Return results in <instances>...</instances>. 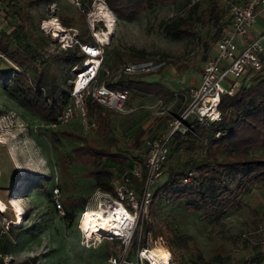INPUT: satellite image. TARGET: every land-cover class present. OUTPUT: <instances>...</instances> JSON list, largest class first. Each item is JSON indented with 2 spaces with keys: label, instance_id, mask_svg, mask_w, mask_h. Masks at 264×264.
Returning a JSON list of instances; mask_svg holds the SVG:
<instances>
[{
  "label": "trees",
  "instance_id": "1",
  "mask_svg": "<svg viewBox=\"0 0 264 264\" xmlns=\"http://www.w3.org/2000/svg\"><path fill=\"white\" fill-rule=\"evenodd\" d=\"M44 1L0 0V9L3 8L6 12L3 18L5 22H9V29L0 28V54L18 70L16 75L6 78L4 88L22 107L51 128L53 134L78 141L70 152V161L86 168L84 177L95 188L116 196L114 181L129 175L131 187L137 190L140 197L147 173L146 142L150 137L165 131L168 127L164 130V126L169 123L165 118L171 117L160 116L149 127L128 128L127 120L133 116L134 111L119 113L88 98L87 124L79 116H75L65 125L73 120L88 125L91 132L105 140L104 146L97 137L54 129L51 125L72 102L74 82L69 84L68 81L72 74L75 80L89 56L79 43L63 48L57 38L45 34L37 26L32 9ZM155 1L172 4L181 0H107L109 6L122 15L137 14ZM241 1L231 0L226 3L214 0L203 10L199 19L201 27L214 29L208 39H200L207 51L205 60L213 53L221 34L229 26L230 22L225 17L229 7ZM81 4L78 18L61 13L60 21L67 28L79 30L77 38L80 43L98 45L87 21L90 7L85 0H81ZM163 30L168 37L176 40L197 37L196 24L187 19L166 23ZM114 55V65L122 62L123 55L134 62L150 60L145 50L129 54L115 50ZM159 61L164 62V65L157 72L167 64L165 57ZM121 69L119 77L103 81L111 87L128 90L129 99L134 94L137 98L154 96L166 100L169 97H181L184 100L187 95L175 93L162 79L149 80L147 76L152 72L132 73L125 71L123 67ZM61 74L64 80L61 79ZM99 76L100 73L98 81L102 82ZM64 83L69 86L65 87ZM219 109L220 120L203 125L192 117L186 122L188 129L185 132L179 130L173 134L168 158L162 166V174L166 168L168 179L162 185L156 183L154 186L148 217L140 219L128 248L121 238L109 240L106 252L108 257L120 256L126 251L128 258H132L130 251L133 246L137 250L149 248L150 241L164 239L172 251L174 264H215L206 260L192 235L178 229L164 201H179L186 210L210 221L228 212L248 208L246 196L255 187H264V155L252 152L253 149L264 146V66L260 70L249 68L240 88L233 95H222ZM195 146L204 148L205 155L192 158L190 164L169 162L173 158H182L183 154L190 153ZM136 165L141 167L143 178L132 175ZM190 175L191 180L183 183V179ZM66 202L68 211H84L88 208V199L80 194L68 195ZM251 214L254 215L255 212L251 210ZM21 231V226L9 227L11 237L7 236L4 250L0 244V253H8ZM163 248L158 246L153 249L163 251Z\"/></svg>",
  "mask_w": 264,
  "mask_h": 264
},
{
  "label": "rangeland",
  "instance_id": "2",
  "mask_svg": "<svg viewBox=\"0 0 264 264\" xmlns=\"http://www.w3.org/2000/svg\"><path fill=\"white\" fill-rule=\"evenodd\" d=\"M85 1L90 7L87 21L91 34L104 50L100 81L119 77L123 64L134 62L123 55L122 62L114 65L115 50L123 54L145 50L148 59L159 61L165 57L167 61L165 68L147 76L149 80L162 79L179 95L188 94L191 88L199 84L207 54L200 39L206 40L214 32L211 27H201L199 19L203 10L214 0H181L172 4L155 1L133 15H122L113 10L107 0ZM222 1L228 3L231 0ZM81 6V0H45L35 6L32 13L37 26L62 44L65 38L63 34L75 35L79 30L65 27L59 15L64 13L78 18ZM4 11L0 9V28L9 29V22L3 18ZM181 19L196 24V38L176 40L165 34L163 26L166 23ZM257 24L264 26V13L259 15ZM100 37L105 41L100 42ZM17 71L16 66L0 54V198L8 205L5 212L0 211V223L19 226L14 222L16 213L9 204L12 198L18 200L24 217L20 225L23 231L8 254L19 264H110L114 255L108 257L106 252L109 240L113 237L108 232H101L90 219L93 214L100 213L96 210L102 206L99 203H103V194L85 179L86 168L71 163L69 158L78 141L53 134L51 128L6 92V78L16 75ZM61 79H65L62 74ZM73 82L72 74L68 83ZM183 104L181 97L161 100L154 96L137 98L133 94L127 103L128 109L134 111L127 120L128 128L149 127L160 116L171 117L165 118V121L170 122ZM167 127L164 126V130ZM54 129L94 136L102 146L105 145L102 137L79 121L73 120L68 125ZM252 152L264 155V146ZM203 155L205 149L195 146L182 158H173L169 162L190 164L192 158ZM167 179L168 172L164 168L157 184L162 185ZM57 188L61 208L55 202ZM78 194L88 199V208L84 211H68L66 197ZM246 202L248 208L228 212L210 221L186 210L179 201L165 200L164 205L167 203V210L171 211L178 229L193 236L206 260L215 264H264V187H255L246 196ZM251 210L255 212L254 215ZM95 227L97 230H94ZM7 236L11 237L8 232L3 236L2 249L7 245ZM158 246L171 251L166 241L162 244L150 241L152 254L170 259L169 262L162 260L158 264H174L172 251L153 249ZM136 255L137 247L133 246L130 256L135 258Z\"/></svg>",
  "mask_w": 264,
  "mask_h": 264
},
{
  "label": "built area",
  "instance_id": "3",
  "mask_svg": "<svg viewBox=\"0 0 264 264\" xmlns=\"http://www.w3.org/2000/svg\"><path fill=\"white\" fill-rule=\"evenodd\" d=\"M264 13V0H242L229 7L225 17L229 26L221 34L213 53L205 61L201 82L190 89L185 95L182 108L168 123V128L150 137L147 142L145 163L147 168L142 195L139 197L137 190L131 187L130 176L124 175L115 180L116 196L102 192L105 208L122 206L128 216L126 231L122 235L111 237L121 238L126 248L130 245L132 236L138 226L140 218H147L153 197V189L157 180L162 176V166L169 155V144L176 131L185 132L188 129L186 122L195 117L200 124L206 125L221 119L219 105L223 94L233 95L242 85V80L249 68L260 70L264 66V29L256 36H251L258 17ZM62 47L68 48L80 44L82 50L89 56L84 67L76 74L72 89V102L57 117L52 127H59L69 123L75 116H79L87 124L88 107L87 99L92 98L102 105L114 109L119 113H129L127 102L129 91L109 86L105 81L99 82L98 75L102 67L104 50L100 45L82 44L77 34H63ZM244 41L243 46L239 40ZM64 42V43H63ZM164 65L160 61L126 62L124 70L132 73L157 72ZM220 133H218L219 135ZM134 177L143 178L140 166H134ZM191 180V175L183 179V183ZM55 202L61 208L59 189H55ZM5 212V211H3ZM10 224L0 223V244L3 236L8 232ZM107 233V232H106ZM155 242L163 243V239ZM149 248H138L135 258H128L126 251L120 256L111 257V264H153L149 255ZM0 264H19L8 253H0Z\"/></svg>",
  "mask_w": 264,
  "mask_h": 264
},
{
  "label": "bare ground",
  "instance_id": "4",
  "mask_svg": "<svg viewBox=\"0 0 264 264\" xmlns=\"http://www.w3.org/2000/svg\"><path fill=\"white\" fill-rule=\"evenodd\" d=\"M101 41H105V39L103 37H100V42ZM9 204L11 205V207L14 208V211L16 213V219L14 220L15 224L19 226L22 225L24 222L23 209L18 203V200L16 198H12ZM7 208V203L0 198V211H6ZM96 211H100V213L96 215L93 214L90 219L93 221L94 224L96 223V226L101 232H108L118 236L124 234V232L126 231L125 225H127V221L125 219L128 216H126L127 213L122 206H117L113 208H105L104 206H101ZM84 215H86V213L83 214V216ZM94 230H97V228L95 227ZM145 254L150 256V259L152 260L153 264H158L162 260L164 262H169L170 260L168 257L166 259H163L158 254H152L151 250L149 252H146Z\"/></svg>",
  "mask_w": 264,
  "mask_h": 264
},
{
  "label": "crops",
  "instance_id": "5",
  "mask_svg": "<svg viewBox=\"0 0 264 264\" xmlns=\"http://www.w3.org/2000/svg\"><path fill=\"white\" fill-rule=\"evenodd\" d=\"M264 29V26L263 27H261V26H259L258 24H256V26H255V28H254V30H253V32L251 33V36H256L260 31H262ZM239 44L241 45V46H243V44H244V41L242 40V39H240L239 40ZM202 77V76H201ZM200 82H201V79H200ZM200 82H199V84H200ZM198 84V85H199ZM197 85V86H198Z\"/></svg>",
  "mask_w": 264,
  "mask_h": 264
}]
</instances>
